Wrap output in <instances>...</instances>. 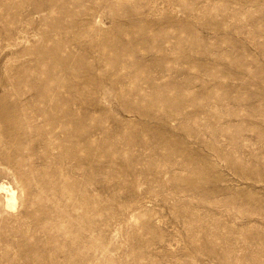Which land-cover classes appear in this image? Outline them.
I'll return each mask as SVG.
<instances>
[{"label":"rangeland","instance_id":"rangeland-1","mask_svg":"<svg viewBox=\"0 0 264 264\" xmlns=\"http://www.w3.org/2000/svg\"><path fill=\"white\" fill-rule=\"evenodd\" d=\"M0 264H264V0H0Z\"/></svg>","mask_w":264,"mask_h":264},{"label":"bare ground","instance_id":"bare-ground-1","mask_svg":"<svg viewBox=\"0 0 264 264\" xmlns=\"http://www.w3.org/2000/svg\"><path fill=\"white\" fill-rule=\"evenodd\" d=\"M0 189L5 190L6 192V197H5V204L8 208H15L17 204V199L15 196V192L11 188H6L5 186L0 187Z\"/></svg>","mask_w":264,"mask_h":264}]
</instances>
